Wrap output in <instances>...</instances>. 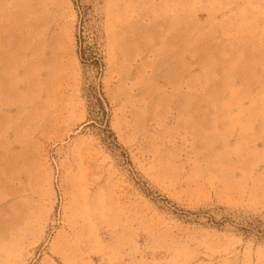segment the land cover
Listing matches in <instances>:
<instances>
[{"label":"rangeland","instance_id":"1","mask_svg":"<svg viewBox=\"0 0 264 264\" xmlns=\"http://www.w3.org/2000/svg\"><path fill=\"white\" fill-rule=\"evenodd\" d=\"M0 264H264V0H0Z\"/></svg>","mask_w":264,"mask_h":264}]
</instances>
